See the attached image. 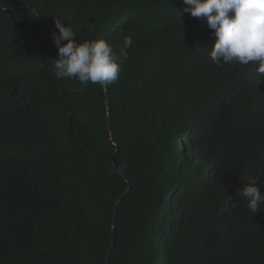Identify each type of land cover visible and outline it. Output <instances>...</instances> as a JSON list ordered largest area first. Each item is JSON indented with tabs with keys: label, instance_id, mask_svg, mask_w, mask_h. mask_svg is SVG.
Listing matches in <instances>:
<instances>
[{
	"label": "trees",
	"instance_id": "1",
	"mask_svg": "<svg viewBox=\"0 0 264 264\" xmlns=\"http://www.w3.org/2000/svg\"><path fill=\"white\" fill-rule=\"evenodd\" d=\"M185 7L0 0V264H264V74ZM56 18L131 37L119 79H57Z\"/></svg>",
	"mask_w": 264,
	"mask_h": 264
},
{
	"label": "clouds",
	"instance_id": "2",
	"mask_svg": "<svg viewBox=\"0 0 264 264\" xmlns=\"http://www.w3.org/2000/svg\"><path fill=\"white\" fill-rule=\"evenodd\" d=\"M184 3L185 13L206 18L208 27L214 30L216 39L210 51L214 64L223 67L237 62L247 66L256 61V66L250 64L251 68L258 76L264 74V0H184ZM62 21L55 19L58 33L52 34L59 55L55 60L56 78L78 80L81 87L75 88V92H83L89 83L103 88L117 81L122 63L129 58L132 38L125 37L117 55L111 42L103 38L77 42L76 32ZM256 182V178H250L242 190L253 214L264 209V193Z\"/></svg>",
	"mask_w": 264,
	"mask_h": 264
},
{
	"label": "water",
	"instance_id": "3",
	"mask_svg": "<svg viewBox=\"0 0 264 264\" xmlns=\"http://www.w3.org/2000/svg\"><path fill=\"white\" fill-rule=\"evenodd\" d=\"M109 123H110V119H109Z\"/></svg>",
	"mask_w": 264,
	"mask_h": 264
}]
</instances>
